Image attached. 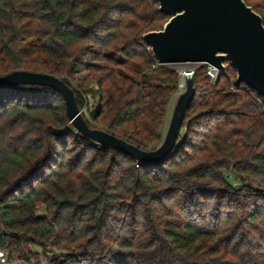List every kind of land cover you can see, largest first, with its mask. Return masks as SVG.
<instances>
[{"label":"trees","instance_id":"1","mask_svg":"<svg viewBox=\"0 0 264 264\" xmlns=\"http://www.w3.org/2000/svg\"><path fill=\"white\" fill-rule=\"evenodd\" d=\"M262 16L264 0H245ZM157 0H0V76L64 78L89 126L153 151L179 75L144 35ZM195 70L177 146L158 164L98 144L52 88H0V249L50 264H264V97ZM98 99V102L96 101ZM96 106L98 108L96 109Z\"/></svg>","mask_w":264,"mask_h":264},{"label":"water","instance_id":"2","mask_svg":"<svg viewBox=\"0 0 264 264\" xmlns=\"http://www.w3.org/2000/svg\"><path fill=\"white\" fill-rule=\"evenodd\" d=\"M169 20L160 31L144 35L145 43L161 65H211L236 71V84H245L264 97V21L245 0H157ZM187 90L176 100L161 145L145 151L127 141L89 126L75 92L64 78L15 71L0 76V88L36 85L54 89L65 100L71 123L86 138L130 154L144 164L166 160L177 146L185 114L195 96L193 79L186 73Z\"/></svg>","mask_w":264,"mask_h":264},{"label":"rangeland","instance_id":"3","mask_svg":"<svg viewBox=\"0 0 264 264\" xmlns=\"http://www.w3.org/2000/svg\"><path fill=\"white\" fill-rule=\"evenodd\" d=\"M168 66H170L171 68H173L174 70H176L178 72V75H179V78H180V72H182L183 70H186V69L189 70V69H191L193 67H196L197 65H181V66H178V65H168ZM199 66H201V65H199ZM180 82H179L178 94L174 98V100H173V102L171 104V108H170V111H169V114H168V118H167V125L170 122V118H171V115H172V112H173V109H174L176 100L178 99L179 94L181 92H183L182 89H181V87H180ZM96 101L98 102V99ZM92 104H93L92 103V99H91V97H89V106L82 111L83 114L86 115V117H89V112L91 111V108H93L92 107ZM97 108H98V106H96V109ZM53 250L56 253L55 254V258H53V259H46L44 257V254H45L46 251H42L40 249H34V254L33 255H28V259L27 260H23V261H25L24 263L22 261H15V262L10 261V264H12V263H19V264H50L54 260H58V261H64V260H66V257H64L63 253H61L60 251H58L57 249H54V248H53Z\"/></svg>","mask_w":264,"mask_h":264},{"label":"built area","instance_id":"4","mask_svg":"<svg viewBox=\"0 0 264 264\" xmlns=\"http://www.w3.org/2000/svg\"><path fill=\"white\" fill-rule=\"evenodd\" d=\"M199 67V65H197L196 67H193L189 70H183L182 72H180V78H179V82L181 81V73H184L186 76V73L188 75H190L192 78L195 75V70ZM208 69H207V73L208 75L211 77L212 82H216L220 76V74L224 73L226 71V69L220 71L217 68L211 66V65H207ZM55 251L53 250L52 247L48 248L44 254V257L46 259H53L55 258ZM23 263L25 261H22ZM0 264H10V259L9 256L0 249ZM12 264H19V263H12Z\"/></svg>","mask_w":264,"mask_h":264},{"label":"bare ground","instance_id":"5","mask_svg":"<svg viewBox=\"0 0 264 264\" xmlns=\"http://www.w3.org/2000/svg\"><path fill=\"white\" fill-rule=\"evenodd\" d=\"M180 87H181V89H182L183 92H181V93L179 94V96H180L181 94H184V93L186 92V90H187V79H186V76H185L184 73L181 74ZM184 89H185V90H184Z\"/></svg>","mask_w":264,"mask_h":264}]
</instances>
